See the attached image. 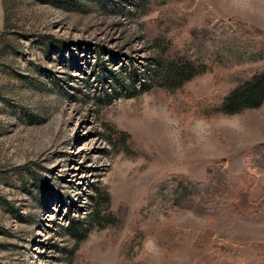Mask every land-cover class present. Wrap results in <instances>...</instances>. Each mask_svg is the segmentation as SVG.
<instances>
[{"label": "rangeland", "instance_id": "rangeland-1", "mask_svg": "<svg viewBox=\"0 0 264 264\" xmlns=\"http://www.w3.org/2000/svg\"><path fill=\"white\" fill-rule=\"evenodd\" d=\"M233 21L264 34V0H0V264H264V217L233 205L262 198L264 104L205 119L227 72L170 91L150 73L155 35L176 51ZM221 163L227 204L144 212Z\"/></svg>", "mask_w": 264, "mask_h": 264}, {"label": "trees", "instance_id": "trees-1", "mask_svg": "<svg viewBox=\"0 0 264 264\" xmlns=\"http://www.w3.org/2000/svg\"><path fill=\"white\" fill-rule=\"evenodd\" d=\"M232 24L234 29L223 24L214 27L208 23L204 28L192 30L182 49L176 51L168 50L164 39H160L158 34L153 37L158 54L152 58L150 73L158 87L177 90L198 76L214 71L227 72L231 88L214 92L202 100L206 106L201 110V115L205 119L217 115H239L264 104V34L242 21H233ZM245 33L263 43L245 39ZM243 67L246 69H241ZM145 86V83L142 84V91ZM255 150L264 154V145ZM229 192L227 175L221 163L210 170L207 185L183 176H170L157 186L144 212L154 218L160 214L165 219L175 209L185 211L195 207L193 211L196 214L205 215L209 210L227 204ZM233 205L235 210L263 219L264 188L262 198L254 204H251L247 192L238 191ZM183 238L189 244L193 240L192 236ZM194 242L198 245V241ZM201 244L210 245L208 240H201Z\"/></svg>", "mask_w": 264, "mask_h": 264}]
</instances>
